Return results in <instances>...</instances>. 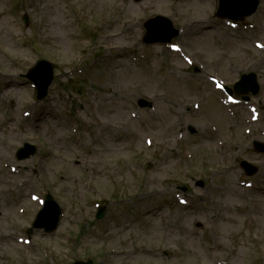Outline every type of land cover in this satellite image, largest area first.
<instances>
[{
    "label": "rangeland",
    "instance_id": "1",
    "mask_svg": "<svg viewBox=\"0 0 264 264\" xmlns=\"http://www.w3.org/2000/svg\"><path fill=\"white\" fill-rule=\"evenodd\" d=\"M13 1L0 0V48L12 54L9 58L0 54V69L7 75L2 74L0 78L7 82L6 89L15 84L8 95L6 92L0 95V264H72L89 256L98 258V264H217L216 259L224 264H264V156H257L248 147L233 155V147L219 149L214 142L210 144L186 132L185 140L191 147L193 161H185L177 131L186 124L204 132L212 120L219 125L221 139H233L237 144L244 141L242 129L245 127L231 122L222 108L224 122L210 119L206 106H202L199 117L185 112L184 108L193 102H201L196 85L189 90L181 82L161 86L151 80L156 58H162L167 51L162 46H145L141 39L142 24L147 17L159 13L171 18L176 27L185 30L175 41L186 46L190 53L198 54L200 59V54L206 56V62L213 67L219 66L232 86L238 69H257L264 81V64L250 66L251 61L255 63L254 58L259 60L260 54L246 40L256 34L238 31L230 35L223 22L215 18L211 0H144L140 4L132 0H16V3L23 2V8L16 10L11 8ZM22 14L30 17L27 26L21 24ZM213 17L216 22L209 23ZM263 17L264 6L246 22L264 26ZM194 21H206L208 27L214 28L202 25L199 27L202 33L194 35L191 28L187 29ZM112 35L116 40L113 47H123L119 50L126 51L122 54L150 48L152 56L148 63L134 67L128 56L117 61L118 53H112L113 50L105 58L103 38ZM213 38L219 41L226 38L227 51H219L221 44H214ZM80 49L86 50L84 55L78 53ZM90 54L95 61L89 68V77L100 90L98 97L103 110L111 115L109 109L118 106L121 111L118 116H106L108 128L98 137L96 145L90 143V138L95 136V128L99 127L97 117L102 115L100 111L97 116L94 113L98 97L94 99V93L89 91L78 95L77 85L70 84L68 76V72L76 74L79 59L88 66L93 58ZM223 55L227 58L222 59ZM39 59L50 60L57 66L51 97L42 102L32 97L24 78ZM111 60L115 66L120 65L122 73L115 81L108 82L94 69L103 65L107 76ZM230 63L238 67L230 71ZM181 67L177 61V69ZM161 78L164 81V76ZM141 96L155 102L156 115L150 116L135 107L136 99ZM29 106L36 107V115L25 120L23 111ZM175 109L185 114L177 118L170 114ZM132 112L137 115L136 119ZM145 137L152 138L156 145L147 148ZM23 141L37 144L39 154L29 161L18 162L16 151ZM110 141L113 143L107 147ZM79 142H82L81 148L77 147ZM246 142L248 146V139ZM242 157H249L260 167L256 176H243L239 168ZM2 161H8L20 172L12 174ZM210 168L218 175H213ZM227 174L231 175L230 179ZM222 175H225L221 181L224 188L213 189L212 182H219ZM193 177L206 185L204 190H197L202 198L196 203L212 206L214 200H220L215 212L181 209L174 203L165 207L173 194L167 190L191 182ZM87 181H92L88 187ZM240 181L252 182L254 187H235L234 183ZM25 182L30 184L28 196L21 197L20 185ZM46 186L65 209L59 231L53 236L35 231L32 249L18 246L6 237L17 233L19 227L31 226L38 207L29 200V194H39ZM216 190L220 193L215 194ZM88 193L94 197L89 198ZM103 194L120 202L95 227V210L88 203L89 199L100 201ZM248 203L253 210L247 219L237 206L246 209ZM128 206L132 209L126 214ZM19 208L26 209L23 219L17 217ZM145 208L150 210L149 215L142 214ZM71 235L73 240H69ZM257 240H261L260 246ZM44 251L47 259L43 257Z\"/></svg>",
    "mask_w": 264,
    "mask_h": 264
}]
</instances>
